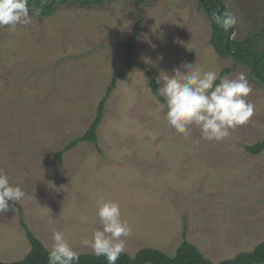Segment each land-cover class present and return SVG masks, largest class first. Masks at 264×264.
<instances>
[{
  "label": "rangeland",
  "instance_id": "1",
  "mask_svg": "<svg viewBox=\"0 0 264 264\" xmlns=\"http://www.w3.org/2000/svg\"><path fill=\"white\" fill-rule=\"evenodd\" d=\"M221 1L237 20L231 38L256 40L264 52V0ZM30 15L29 26L0 28V171L25 192L19 204L8 201L15 213H0V261L30 248L20 217L48 250L55 229L77 254L91 253L80 241L102 230L101 198L119 206L131 255L142 247L171 255L184 232L215 262L264 240V150L245 149L264 137V82L215 52L199 0L66 1L51 15ZM139 20L134 56L156 80L185 65L217 74L229 67L225 77L243 73L252 88L254 116L227 140L204 141L194 126L185 140L166 126L136 65L106 102L99 148L81 142L59 160L53 153L88 128L124 54L116 43Z\"/></svg>",
  "mask_w": 264,
  "mask_h": 264
},
{
  "label": "clouds",
  "instance_id": "2",
  "mask_svg": "<svg viewBox=\"0 0 264 264\" xmlns=\"http://www.w3.org/2000/svg\"><path fill=\"white\" fill-rule=\"evenodd\" d=\"M32 15L39 11L32 9ZM33 23L28 0H0V28L15 30L17 26L26 27ZM214 23L228 31L237 23L231 12L223 18L216 17ZM215 71H202L185 65L172 79L157 80L159 97L164 101L159 112L165 117L166 126L187 140L189 129L196 127L201 139L208 142H221L230 137L232 131L246 125L255 114V107L247 97L252 88L243 73L234 78H220ZM25 198L21 188L9 183V177L0 171V213L12 211V204H19ZM98 220L102 230L93 232L91 239H83L80 244L97 257H103L107 264H118L126 253L125 244L132 239L128 225L121 223L120 208L103 198L97 201ZM81 224L88 222L81 215ZM78 254L65 239L64 233L52 230L49 247V264H72Z\"/></svg>",
  "mask_w": 264,
  "mask_h": 264
},
{
  "label": "trees",
  "instance_id": "3",
  "mask_svg": "<svg viewBox=\"0 0 264 264\" xmlns=\"http://www.w3.org/2000/svg\"><path fill=\"white\" fill-rule=\"evenodd\" d=\"M50 1L51 0H28L29 9L30 11H32V9H36L39 11V15L48 16L54 12L56 5L62 4L66 1H73L84 6H90L94 4H102L106 0H54L51 5H48ZM136 1L145 2L146 0ZM199 4L206 9L209 15H211L218 8V4L215 0H199ZM227 12V9L223 8L216 15V17L223 18L224 14ZM140 30L141 21L139 20L134 25L131 33L123 41L116 43V45L121 46L124 49L120 66L112 73L109 84L97 104L95 115L88 128L82 135L70 139L61 149L53 153V155L59 160H62L63 154L66 151L72 149L81 142L93 143L97 148H99L97 143V132L105 114L106 102L113 90L116 88L118 81L122 79L134 66L139 65L144 70L148 77V83L152 94L160 101V103L164 104V101L159 97V89L157 87L156 78L147 69V67L140 63L134 56V48L136 46ZM226 34L227 31L212 26L210 43L215 52L223 58L232 55L225 48ZM229 48L235 52L232 56L235 58L237 63H243L251 66L254 56L257 61L256 71L264 74V52L257 48L256 40L245 38L235 41L231 39ZM230 72L231 69L229 67L223 68L218 74V79L215 81V84H219L220 78H224ZM261 80L264 82V78H261ZM245 149L249 153L259 154L264 150V137L252 145H246ZM19 224L24 231V235L29 242L30 248L21 259L0 261V264H49V250L45 247L41 240L36 237L22 217L19 218ZM78 257V260L73 261L72 264H107V261L103 257H97L92 253H79ZM118 264H264V240L256 244L249 251H241L230 258H224L215 262L205 256L195 244L188 241L184 232L182 242L177 246L174 253L171 255L155 247H142L133 255L126 252L120 258Z\"/></svg>",
  "mask_w": 264,
  "mask_h": 264
},
{
  "label": "water",
  "instance_id": "4",
  "mask_svg": "<svg viewBox=\"0 0 264 264\" xmlns=\"http://www.w3.org/2000/svg\"><path fill=\"white\" fill-rule=\"evenodd\" d=\"M54 0H51L48 5H51L53 3ZM218 4V8L210 15V23L213 27L215 28H221L220 26L216 25V23H214V19L216 17V15L224 8V4L221 0H215ZM222 29V28H221ZM233 33V28L229 29L227 31V34H226V41H225V48L229 51L230 54L234 55L235 52L233 50H230L229 48V44H230V41H231V35ZM256 58L253 56V61H252V65H251V69L252 71L255 73V75H257L258 77L260 78H264V74H261V73H258L256 71Z\"/></svg>",
  "mask_w": 264,
  "mask_h": 264
}]
</instances>
